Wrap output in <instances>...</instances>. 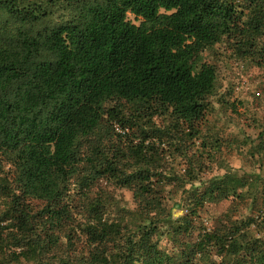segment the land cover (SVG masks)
I'll use <instances>...</instances> for the list:
<instances>
[{"label": "trees", "instance_id": "1", "mask_svg": "<svg viewBox=\"0 0 264 264\" xmlns=\"http://www.w3.org/2000/svg\"><path fill=\"white\" fill-rule=\"evenodd\" d=\"M224 41L264 59V0H0V264H264V214L196 226L239 188L264 200L261 174L201 179L186 151L219 84L204 52Z\"/></svg>", "mask_w": 264, "mask_h": 264}, {"label": "rangeland", "instance_id": "2", "mask_svg": "<svg viewBox=\"0 0 264 264\" xmlns=\"http://www.w3.org/2000/svg\"><path fill=\"white\" fill-rule=\"evenodd\" d=\"M129 17L135 20L133 15ZM203 56L216 65L219 84L216 95L210 98L211 109L200 130L199 138L196 139V144L186 146V151L204 165L205 171L201 172V179L224 175L227 172L239 175L259 173L264 177V59L256 61L250 57L241 58L226 41L207 49ZM214 134H219L221 140L217 145L210 147L207 153L201 143L209 141L212 144L211 135ZM164 147L169 149V146ZM167 151V156L171 154L167 162L168 171L184 172L186 165L179 152L170 149ZM262 188V183L258 182L254 186L238 189L237 193L243 191L246 195L244 199L231 196L221 201L206 202L200 210L202 220L199 218L196 226L199 227L202 221L211 228L218 222H228L227 218L230 217L225 216L228 212L236 219L244 220L250 216L257 219L259 215L264 214ZM107 189L121 200L122 204L129 208L135 207L131 190L113 186ZM176 192L175 197L182 196L181 189L173 193ZM34 203L39 205V201L34 200ZM184 212L183 207H178L174 210V217H180ZM261 225L262 227H258V233L264 235V223ZM196 234L195 232L193 236ZM82 240L78 241L80 245ZM85 244L83 242V245ZM160 245L168 251L173 247L172 241L167 237L160 240ZM214 257L212 262L218 264L220 259Z\"/></svg>", "mask_w": 264, "mask_h": 264}]
</instances>
